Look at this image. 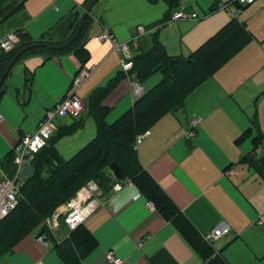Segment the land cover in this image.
<instances>
[{
    "label": "crops",
    "instance_id": "crops-1",
    "mask_svg": "<svg viewBox=\"0 0 264 264\" xmlns=\"http://www.w3.org/2000/svg\"><path fill=\"white\" fill-rule=\"evenodd\" d=\"M222 1L230 0H178L177 10L195 13L198 18L167 19L158 29V37L160 40L168 22H188L179 26L178 31L192 49L187 54L170 55L160 40L166 53L171 57L187 56L230 21V13L217 8ZM84 2L26 0L23 32L46 44L66 42L84 12ZM194 4L202 10L203 18L199 19L192 9ZM248 6H253L256 14H264V0ZM166 11L163 1L151 4L147 0H98L84 32L83 55L43 54L13 67L0 101V180L13 174L11 148L36 129L45 110L68 94L72 79L81 68L91 69L89 78L76 90L86 102L96 89H105L117 77L102 96L98 95V101L108 110L107 123L132 108L136 100L132 85L138 82L122 74L110 44L96 42L92 36L104 26L118 41H127L141 25L145 35L139 39L135 55L149 48L153 32ZM217 12L226 15H213ZM238 20L245 24L252 41L195 88L185 98L183 108L152 124L149 134L135 149L141 166L168 196L169 210L161 213L149 209L145 196L134 183L118 192L110 188L101 193L99 207L83 223L95 237L96 247L82 264H113L107 259L109 252L122 264H213L209 260L214 254H204L199 249L206 243L204 237L211 228L221 221L230 232L212 244L215 254L227 264H264V227L257 224L264 212V100L256 103L257 97L253 106L243 102L247 89H251L252 95L264 91V80L252 82L264 72V48L247 20ZM260 37H264V31ZM257 48L260 55H254ZM27 75L29 86L25 88ZM195 115L200 121L194 137L188 140L187 124ZM78 120L82 125L73 134L64 136L65 129L77 120L65 118L51 135L50 142L63 158L71 151L78 152L93 133L96 135L97 125L89 107ZM86 125L89 131L84 136L82 129ZM64 147L70 149L66 152ZM63 217L61 206L46 221L53 234V239L43 234L49 247L36 243L32 234L0 255V264H64L55 249L67 235Z\"/></svg>",
    "mask_w": 264,
    "mask_h": 264
},
{
    "label": "trees",
    "instance_id": "trees-1",
    "mask_svg": "<svg viewBox=\"0 0 264 264\" xmlns=\"http://www.w3.org/2000/svg\"><path fill=\"white\" fill-rule=\"evenodd\" d=\"M92 1L85 0L84 11ZM147 1L151 4L163 1L167 5V11L157 24L159 27L156 25L157 30L153 32L149 48L141 49L133 56V67L128 76L141 83L158 72L161 74L159 82L145 91L129 111L112 123L106 122L108 110L100 104L98 95L102 96L117 77L111 79L105 89H96L86 102L96 121V135L71 158L64 159L57 152L55 144L50 142V137L47 146L35 155L30 165L15 209L0 222V255L32 234L37 236L47 232V219L59 207L73 199L79 189L90 180H94L101 193H104L115 182L129 179L143 193L146 201L153 204L155 210L161 213L165 209L169 210L168 196L137 159L133 148L135 138L148 130L161 116L183 108L185 98L251 42L253 36L244 23L231 17L230 21L189 55L171 57L159 40L158 29L177 10L178 0ZM25 2L26 0H0V29L9 23L20 37L19 44L13 51L0 52V101L5 95V81L16 64L43 54L51 57L56 53L83 55L85 52L84 32L91 23V15L84 18L79 33L71 40L77 33L78 20L72 36L66 41L71 40L70 43L61 48L66 42L46 44L31 39L23 32ZM28 86L27 75L24 87ZM76 120L65 129L64 136L80 129L82 122ZM240 139L241 137L237 138L238 141ZM9 157L8 154V162ZM203 244L199 251L214 254L209 261L213 264H227L215 254L211 244ZM95 247V237L82 224L68 232L66 238L56 244L55 249L64 264H82L83 259Z\"/></svg>",
    "mask_w": 264,
    "mask_h": 264
},
{
    "label": "built area",
    "instance_id": "built-area-1",
    "mask_svg": "<svg viewBox=\"0 0 264 264\" xmlns=\"http://www.w3.org/2000/svg\"><path fill=\"white\" fill-rule=\"evenodd\" d=\"M257 0H230L229 2L219 3L217 8L226 10L231 17L239 18L238 13L244 6L252 5ZM195 13H188L185 10H176L172 12L169 21H188L197 19ZM145 35V28L141 25L136 27L135 34L127 41H118L104 26L101 30L92 36V39L99 43H109L112 51L117 55L121 71L127 75L133 67L134 51L137 48L138 41ZM20 37L17 32H8L0 38V52H11L19 44ZM91 69L83 67L72 79V84L68 94L53 107L45 110L42 119L36 126V129L24 135L12 148L11 160L14 165V171L11 177H4L0 180V222L13 211L17 205L20 187L27 177L28 170L34 157L42 149L47 146L51 135L56 131L58 123L63 119H78L86 110V101L81 99L76 90L78 87L89 78ZM144 94L143 88L138 84L132 85V95L135 99ZM200 121L199 116H193L186 130V138L188 140L194 137L195 128ZM3 122V116L0 114V123ZM149 134L146 130L136 136L133 148L142 139ZM133 182L129 179H121L112 186L115 192L120 191L124 186L131 185ZM101 192L98 185L90 180L87 181L76 193L75 197L68 201L63 208L64 227L66 232L75 230L82 225L85 220L90 217L99 207ZM146 206L154 210L151 202H146ZM50 224V223H48ZM257 224L264 227V212L259 215ZM230 232L229 226L221 221L211 228L209 233L204 237L207 244H213L218 239L228 235ZM35 242L43 247H49V241L43 234L35 236ZM139 243L138 246L142 244ZM108 261L113 264H122V260L114 257L112 252L107 254Z\"/></svg>",
    "mask_w": 264,
    "mask_h": 264
},
{
    "label": "rangeland",
    "instance_id": "rangeland-1",
    "mask_svg": "<svg viewBox=\"0 0 264 264\" xmlns=\"http://www.w3.org/2000/svg\"><path fill=\"white\" fill-rule=\"evenodd\" d=\"M224 2V1H222ZM195 5V4H194ZM192 9L199 14V19L203 18V12L201 9H199L196 5L193 6L192 5ZM225 11V10H224ZM228 14L229 12L226 11ZM225 14L222 12H217L213 15L216 14ZM212 15V16H213ZM226 15V14H225ZM210 16V17H212ZM238 16L242 19H246L250 28H252L255 31V35H257L256 37L258 38V41L260 43V45L264 48V37H260L261 33L264 31V14H256L255 10L253 8V6H248V8L243 9V7L240 9ZM209 17V16H208ZM188 22H168V25L163 29L161 35H160V40L164 43V45L166 46L167 52L170 55H178V54H187L188 50L190 51L191 49L187 46V44L185 43V40L181 39L180 33L178 31V27L181 26L182 24H186ZM14 28H12V25H10L9 23L5 24L3 27H1L0 29V38L2 36H4L6 33H8V31H13ZM249 44V43H248ZM254 55H260V50L259 48H257V51ZM261 62V59H258V64ZM121 71V68H120ZM161 76L159 73H154L153 75H151L149 78H147L145 81H143L142 83H140L139 85L144 89V90H148L150 88L153 87V85L160 80ZM260 80H264V72H260L256 78L252 81V82H258ZM247 92L244 96V103L248 104L249 106H253L256 98L258 97V100L256 101V103L261 102L264 100V91H259L258 93H256L255 95H252V91L251 89H247ZM251 95V96H250ZM250 96V97H249ZM80 97V96H79ZM81 98V97H80ZM68 119V118H67ZM69 121H73V119H69ZM92 121V120H91ZM83 132L82 135L87 136L88 135V131L89 128L86 126L83 127ZM95 136V133H93V136L91 138H93ZM89 138V140L91 139ZM87 140L85 142V144L89 141ZM67 143V142H66ZM84 144V145H85ZM66 145V144H63ZM83 145V146H84ZM82 147V146H81ZM81 147H79L78 149H80ZM64 149L66 150V152L70 149V147H64ZM77 149V150H78ZM73 152V153H72ZM76 152V151H75ZM74 151H71L69 154H67L66 157L64 158H70V156H72V154L75 153ZM94 181V180H92ZM95 182V181H94ZM96 183V182H95ZM97 184V183H96ZM98 185V184H97ZM21 188V187H20ZM52 225H49L50 227L53 226V221H51ZM46 236H48L47 238L49 239H53V234L51 231L48 230L47 228V232L44 233Z\"/></svg>",
    "mask_w": 264,
    "mask_h": 264
},
{
    "label": "water",
    "instance_id": "water-1",
    "mask_svg": "<svg viewBox=\"0 0 264 264\" xmlns=\"http://www.w3.org/2000/svg\"><path fill=\"white\" fill-rule=\"evenodd\" d=\"M97 1H98V0H93V1L90 3V5L88 6V8L83 12V14H82V16H81V18H80L79 24H78V30H77V33H76V35H75L71 40H73V39L76 38L77 34L79 33V31H80V29H81V22L84 20V18H85L87 15L90 14V11H91L92 7L96 4ZM71 40H70V41H71ZM70 41L66 42L61 48L67 46V45L70 43ZM39 45H42V44H39ZM44 46H47V45H44Z\"/></svg>",
    "mask_w": 264,
    "mask_h": 264
}]
</instances>
